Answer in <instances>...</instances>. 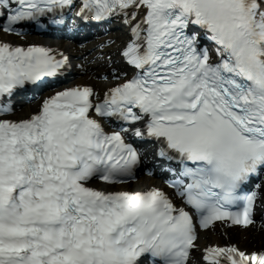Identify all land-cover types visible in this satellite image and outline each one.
<instances>
[{"label": "snow or ice", "instance_id": "snow-or-ice-1", "mask_svg": "<svg viewBox=\"0 0 264 264\" xmlns=\"http://www.w3.org/2000/svg\"><path fill=\"white\" fill-rule=\"evenodd\" d=\"M73 16L124 26L79 82L0 39V264H264V0H0L9 35Z\"/></svg>", "mask_w": 264, "mask_h": 264}, {"label": "bare ground", "instance_id": "bare-ground-1", "mask_svg": "<svg viewBox=\"0 0 264 264\" xmlns=\"http://www.w3.org/2000/svg\"><path fill=\"white\" fill-rule=\"evenodd\" d=\"M110 37L113 40H117V43H119L120 40L123 39V36L118 32H115L114 34L110 35ZM107 38H109V36ZM104 41H105L104 37L98 36L94 39L93 42L85 45L81 49H79L78 46L74 43L64 42L62 49L67 50L71 54L72 58L76 60V63L79 65L84 62L85 58L87 59L94 58L97 52L100 51L96 48H98L100 44L104 43ZM40 42H46V41L43 39V40H40ZM105 50H108V49H105ZM110 51L112 53H115V46L111 47ZM100 66L102 67V62ZM74 76H75V82H79L81 81V79H87V77L81 76L79 70H75ZM157 179L158 177L155 178V181H159ZM259 229L260 227L252 229L251 231H248V232L231 231V239L239 242L241 246L247 244L248 242L258 244L261 240V233ZM210 241H214V242L224 241L219 235V229L216 232H209L206 234L205 233L202 234V238H201L202 245H205L206 243Z\"/></svg>", "mask_w": 264, "mask_h": 264}]
</instances>
